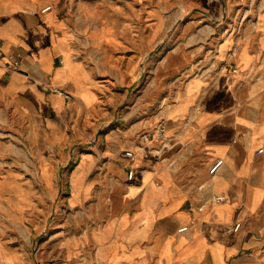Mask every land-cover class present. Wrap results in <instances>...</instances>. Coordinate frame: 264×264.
I'll return each mask as SVG.
<instances>
[{
  "label": "crops",
  "instance_id": "obj_1",
  "mask_svg": "<svg viewBox=\"0 0 264 264\" xmlns=\"http://www.w3.org/2000/svg\"><path fill=\"white\" fill-rule=\"evenodd\" d=\"M151 5L0 0V120L22 116L39 135H62L84 116L104 115L114 73L131 77L147 53L148 15L149 36H160ZM214 54L220 69L189 78L161 115L163 143L127 147L137 150L134 177L110 189L106 219L89 234L99 264H264V17L244 45L223 42ZM231 65L238 72L226 79ZM120 152L110 146V183L112 172L124 181L128 159ZM183 224L188 229L178 232Z\"/></svg>",
  "mask_w": 264,
  "mask_h": 264
},
{
  "label": "rangeland",
  "instance_id": "obj_2",
  "mask_svg": "<svg viewBox=\"0 0 264 264\" xmlns=\"http://www.w3.org/2000/svg\"><path fill=\"white\" fill-rule=\"evenodd\" d=\"M202 1L149 0L160 36H149L148 15L147 53L131 77L110 75L104 115L62 135H39L22 116L0 120V264H99L90 231L106 219L110 189L128 181L112 172L110 183V146L140 145L189 78L220 69L214 49L244 45L264 17V0Z\"/></svg>",
  "mask_w": 264,
  "mask_h": 264
},
{
  "label": "built area",
  "instance_id": "obj_3",
  "mask_svg": "<svg viewBox=\"0 0 264 264\" xmlns=\"http://www.w3.org/2000/svg\"><path fill=\"white\" fill-rule=\"evenodd\" d=\"M49 8V5H46L42 8V10H45ZM3 43L2 41L0 40V59L2 58L3 56ZM14 64H16V61L14 62ZM238 72V68L236 65H231L229 70L226 72L225 74V78L226 79H230L232 77V75H234L235 73ZM45 89L49 90V91H53L55 93H59L60 95H62L64 97V99L66 100H69L72 98V94L65 91L64 89L56 86V85H48V84H45L43 85ZM166 137V124L164 122V120H160L158 123H157V126L155 127L154 129V132L151 133V132H148V133H145L142 135V138H146V139H149V138H154L155 140L157 141H162L161 143H163L164 139ZM263 148H259L258 151H262ZM124 156L128 159V162L126 165H124V170H125V178L126 180H131L133 177H134V173L137 169V165H136V151L132 148H127V149H124V152H123ZM222 162V159L218 158L216 159L208 168V172L210 174H214L220 163ZM214 199H221L223 198L222 195H215L213 197ZM201 205L198 206L199 209H201ZM240 225V222H236L233 226H231L230 228L232 230H237L238 227ZM188 229V225L187 224H183L181 226H179L177 228V231L178 232H182V231H185Z\"/></svg>",
  "mask_w": 264,
  "mask_h": 264
}]
</instances>
